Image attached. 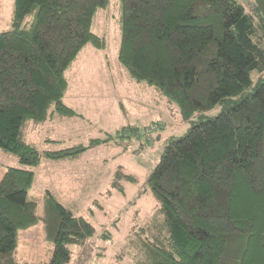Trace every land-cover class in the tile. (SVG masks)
Instances as JSON below:
<instances>
[{"label":"trees","instance_id":"obj_1","mask_svg":"<svg viewBox=\"0 0 264 264\" xmlns=\"http://www.w3.org/2000/svg\"><path fill=\"white\" fill-rule=\"evenodd\" d=\"M109 3L13 1L11 26L0 32V149L21 166L79 159L112 139L40 152L23 138L26 121L85 119L63 100L67 72L87 45L105 49L92 24ZM118 6L119 64L132 81L176 103L184 120L196 119L168 140L147 176L167 238L143 264H264V0H118ZM217 106L220 112L206 117ZM130 130L139 135L129 125L113 137H129ZM120 175L127 177L116 172L111 187L123 192ZM33 182L32 171L15 167L0 180V257L9 264H16L9 255L19 232L41 218ZM43 207V231L53 240L47 264H69L68 246L95 229L50 191Z\"/></svg>","mask_w":264,"mask_h":264},{"label":"rangeland","instance_id":"obj_2","mask_svg":"<svg viewBox=\"0 0 264 264\" xmlns=\"http://www.w3.org/2000/svg\"><path fill=\"white\" fill-rule=\"evenodd\" d=\"M7 1L12 6L14 0ZM3 13L9 23L3 21L0 32L11 26L12 9ZM119 17L118 0H110L107 8L97 11L92 31L106 40V47L98 50L87 45L67 72L69 89L63 100L85 119L63 117L44 124L26 121L23 127L24 140L40 152L87 144L108 135L112 139L79 159H42L32 169L21 166L15 156L0 149V180L8 167L33 172L30 194L39 200L41 218L46 214L43 196L50 191L62 205L94 227L93 236L84 243L68 246L69 264H143L158 252L157 247L166 243L167 229L160 204L146 179L168 140L183 136L196 122L184 120L176 103H168L152 87L128 77L117 60ZM261 74L264 79V72ZM220 109L215 107L206 117L217 115ZM129 125L137 126L139 135L130 130L129 137H113ZM116 172L127 175L117 178L123 192L111 187ZM41 218L19 232L17 246L9 255L16 264L49 262L53 240L45 237ZM7 260L0 257V264H9Z\"/></svg>","mask_w":264,"mask_h":264},{"label":"crops","instance_id":"obj_3","mask_svg":"<svg viewBox=\"0 0 264 264\" xmlns=\"http://www.w3.org/2000/svg\"><path fill=\"white\" fill-rule=\"evenodd\" d=\"M12 7H13V4H12V6L9 4V2L7 1V0H0V24L4 21L5 23H9L8 22V20H5V18H4V13H3V11L5 10V9H7V10H10V9H12ZM149 89V88H148ZM154 91V90H153ZM155 92V91H154ZM156 93V92H155ZM57 118H60V117H56V118H53V119H49V120H47V121H49V122H54V121H58V119ZM46 121V122H47ZM45 122V123H46ZM44 124V123H43ZM73 160H76V159H73Z\"/></svg>","mask_w":264,"mask_h":264}]
</instances>
